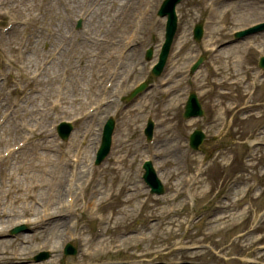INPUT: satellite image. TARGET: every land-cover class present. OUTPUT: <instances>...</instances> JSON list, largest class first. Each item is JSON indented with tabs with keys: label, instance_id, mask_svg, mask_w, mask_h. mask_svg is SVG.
<instances>
[{
	"label": "rangeland",
	"instance_id": "374dc122",
	"mask_svg": "<svg viewBox=\"0 0 264 264\" xmlns=\"http://www.w3.org/2000/svg\"><path fill=\"white\" fill-rule=\"evenodd\" d=\"M31 1L34 7L28 10L26 4ZM94 1L84 0L85 5L80 4L75 13L65 3L59 5L67 20L62 29L64 37L58 36L53 24L57 15L47 9L51 0H4L0 3V114L10 109L2 130L9 126L19 129V134L12 138L0 131V153L30 135L12 156L0 160V190L1 186H7L8 175L21 174L20 169L25 163L33 164L30 174H48L42 173L38 164L45 165L46 171L59 167L56 163L39 162L34 158L35 153L51 159L66 155L67 163L76 139L82 137L85 142L92 136L91 130L98 132L101 114L88 118L87 109L101 99L106 82L112 81L114 68L120 67L115 80L118 83L116 93L109 89L111 103L104 110L119 106L115 116L114 147L104 162L95 168H91L90 156L85 158L86 169L82 173L76 172L74 177L73 206L61 209L45 221L62 217L60 220L72 225V229L70 232L63 229V235L58 236L52 231L47 232L43 237L49 242L44 243L38 237L28 246L31 249L25 257L18 258L14 249L20 246V239L15 238L32 230L27 226L23 233L11 236L10 229L17 222L23 225L20 222L23 216L14 217V225L0 235L6 247L0 249L4 252L0 258L12 264H264V70L257 72L258 57L264 55L261 37L264 32L252 34L256 35L255 41L260 46L257 51L250 49L240 53L241 64L234 65L232 54L223 59L209 56L207 52L206 60L190 76L188 66L197 52L201 50L206 55L202 45L194 41L192 27L194 23L204 21L203 27L209 30L206 20L210 11L203 0H183L178 6V30L169 58L172 64L160 78L150 76L151 86L137 99L119 103L120 96H126L149 76V67L162 40L165 19L156 15L162 0H137L127 4V23L119 35L97 26L108 5L100 10L103 1L99 5ZM146 11L149 14L145 15ZM75 14L82 16L83 22L70 38L67 32L75 23ZM249 16L242 10H234L230 20L224 16L221 25L225 29L209 34L208 40H215L211 44L225 50L234 45L239 47L251 38L235 42L232 32L256 23ZM11 20H14L13 26L2 33L3 24ZM135 23L139 28L134 30ZM211 26L217 28L219 24ZM133 37L135 41H132ZM224 40L230 44L228 47L221 44ZM62 41L65 43L60 44ZM106 47L114 50L113 60L103 65L104 73L109 69L110 74L104 78L102 71L95 78L92 74L99 67L100 56ZM147 48L152 51L150 60L145 59ZM55 49H58L61 63L50 71L48 81L45 77L48 68L33 80V70ZM131 52L132 58L126 60L125 56ZM70 62L74 66L72 73L65 65ZM235 70L240 73L237 84L232 83L235 78L228 76ZM64 75L72 79L73 97L77 98L73 104L65 97L66 89L62 85L67 79ZM254 76L258 79L256 82ZM160 79H168L169 83L160 86ZM86 81L93 83L91 87H96V93L84 100L87 90L82 88ZM222 81L226 83L220 84ZM49 82L53 83L51 88ZM41 87L45 90L43 96L39 93ZM60 89L64 95L63 103L61 107L50 109ZM193 90L197 92L204 115L183 120L184 102L187 93ZM230 105L236 107L231 109ZM46 108L50 112L48 118L37 114ZM33 117H36L35 121ZM54 117L57 118L55 122L67 120L73 123L66 141L61 140L55 130H50ZM147 117L155 122L149 144L143 134ZM223 125L224 129L219 133ZM91 126L95 127L91 129ZM32 127L36 130L29 132ZM194 128H201L206 135L201 151H193L187 146L188 135ZM75 134L76 139H73ZM259 140L261 143L254 144ZM251 148L252 153L249 152ZM113 156L117 162H112ZM149 157L164 185L161 195L150 194L142 180L141 162ZM200 164L203 172L197 176ZM63 174L64 184L67 174ZM38 191L35 188L32 193ZM177 191L179 194L175 197ZM129 195L131 198H126ZM0 199L2 212L6 205L2 204L1 192ZM65 200L66 193L59 199L58 207ZM223 202L225 208L216 210V205ZM41 204L47 203L42 201ZM41 204L38 208L43 210ZM97 225L102 227L98 236L95 234ZM66 232L70 233L71 239H64ZM67 239L78 250L74 256L63 254ZM88 250L93 254L88 255ZM41 251H48L46 259L34 261V256Z\"/></svg>",
	"mask_w": 264,
	"mask_h": 264
},
{
	"label": "bare ground",
	"instance_id": "6f19581e",
	"mask_svg": "<svg viewBox=\"0 0 264 264\" xmlns=\"http://www.w3.org/2000/svg\"><path fill=\"white\" fill-rule=\"evenodd\" d=\"M84 0H51V2L48 4L47 9L52 10V13L55 16V30L58 32L59 37H64L63 36V26L67 24V20L64 19V16L62 12L59 10V5L62 3H65L67 6H70L74 13L76 12L78 7H81L80 4L83 3L84 5ZM102 4L98 9L104 10L105 9V4L108 5L107 9L105 12L103 11L104 15L99 18V22L97 26H100L104 29H111L110 32L115 33L117 35L122 33L124 30L127 19L125 18V7L129 3H136L137 0H116L115 2H108V0H102ZM154 1V0H152ZM204 5H209L210 7V13L208 15V26H209V34L213 35L217 32H222L223 29H225V26L221 25L222 21L224 19V16H228V19L232 17L234 14V10L239 9L244 11V14L249 13V17L251 19H254L256 21H259L264 18V0H203ZM80 5V6H79ZM34 7L33 1L29 2L26 4V8L31 9ZM47 11L46 9H43ZM95 16L97 15L96 12H94ZM77 15V14H75ZM91 15V14H90ZM128 17V15H126ZM58 19V20H57ZM218 19L216 22L215 20ZM57 20V21H56ZM156 22V21H155ZM217 28H213L211 25L215 24ZM230 24V22L228 23ZM248 24V23H247ZM263 34V33H262ZM262 42H264V34L262 35ZM256 35H251L247 38H251L248 41H246L244 44L240 45L239 47L237 45H234L233 47H229L230 49H224L220 48L217 56H220V58L227 59L230 54H232V62L234 65H239L241 64V58H240V53L242 54L244 50H256L259 48L260 43L258 44L257 41H255L256 38H254ZM209 37H207V42H215V40H208ZM120 42L122 41V38L119 39ZM236 42V40H235ZM227 44V43H226ZM230 44L225 45V47H228ZM246 51V52H247ZM133 56V53L131 52L127 56H125L126 60L131 59ZM114 57V50L112 47H106L103 51V54L100 56L99 59V67H97L96 71L94 70L92 76L96 78V76L99 74V72L103 71V74L105 75L104 78H106L110 74V70L107 69L104 73V66L108 64V62H111ZM235 58V59H234ZM61 57L58 56L56 60H54V64H49L48 65V70H46L47 74L45 77L47 78L46 81H48V78L50 77V71L54 68L57 67V63L60 62ZM26 63H30V61H26ZM236 63V64H235ZM68 69L70 70V73H72L74 66L72 62L70 64H65ZM28 65H26L27 68ZM52 72V71H51ZM246 73V71H244ZM119 74V71H118ZM229 78H235L233 84H237L240 81V73L238 70H235L231 73H228ZM117 77V76H116ZM256 78V76H255ZM232 79V80H233ZM116 80V78H115ZM110 86V91H114L116 93V88L118 86V83L115 82ZM253 81H256L254 79ZM226 83V81L219 82L220 84ZM50 88L52 87V82H49ZM93 83H89L86 81V84L84 86V90H87L85 92V97L83 98L84 100L90 98L91 95L96 93V87H91ZM65 89H66V98L67 102L70 104H73L74 101L77 100V98L73 97V85H72V79H67L66 84H65ZM52 90V89H51ZM39 93L41 96L45 93V90L41 87L39 89ZM71 93V97H68L69 94ZM64 96V95H63ZM94 97V96H93ZM63 98V97H62ZM63 102V101H62ZM66 102V103H67ZM18 110H16V115H18ZM37 114L42 116L43 118H48L50 115L49 111H37ZM96 117L95 115H91L88 118H94ZM95 126H91V129H93ZM15 127L9 126L7 129H0L1 133H5L9 137L12 138V136H16L19 134V129L15 130ZM14 130V131H13ZM92 136L88 138L84 145V150L80 154L79 161L76 164L77 172L82 173L86 168L85 164V158L87 156H90V160L93 158L94 154V145L95 142L98 143L100 140V131H92ZM73 139H76V134L73 135ZM47 140V138L45 139ZM94 140V141H93ZM76 141H78L76 139ZM51 146V145H50ZM92 148V151L90 152L89 149ZM74 149H71L73 151ZM34 158H37L40 161H43L46 164H59V167L57 169L54 168H49L46 171L45 165L43 166L42 164H38L37 167L41 170L42 173H48V174H30L29 169L31 166H33L32 162L30 163H25L23 164L22 168L20 169V175L17 174L15 176L8 175L7 178V186L4 187L5 185L1 186V196L3 198L2 204L5 203L6 206H4L5 209L3 211H0V235H4L6 232L7 227H11L13 225V218L14 217H19L23 216L25 220V224L32 230L31 233L29 234H22L20 238H15V239H20L19 243L20 246L17 248L19 250V255L25 257L26 253L28 252L29 245L32 243V241L37 240L38 237L40 240L44 241V243L49 242L48 240L44 239L43 236L46 235L47 232L52 231L55 233L56 236L60 235L64 230H70L72 229V225L65 224L62 219V217L56 218V220H51L48 222H45L49 220L50 218L54 217L55 213L61 212V209H69L72 207V205L66 204L63 206L58 207L57 203L60 202L59 199L65 194V184H63V174L64 172H68V167L66 164V155L65 157L63 156L62 158H49L46 157L45 155H42L40 153H35ZM117 162V161H116ZM67 167V170L66 168ZM117 169L119 168L118 166L116 167ZM47 175L48 178H44V176ZM118 181V180H117ZM47 187L46 190L43 189L44 187ZM120 187V185H118ZM118 187V188H119ZM35 188L39 189L37 193H32V191L35 190ZM43 189V190H40ZM71 191V190H70ZM179 192H177L178 194ZM126 198L130 199L131 196H127ZM47 199V200H45ZM1 201V199H0ZM42 201H45L46 207L44 204H41ZM47 201V202H46ZM44 203V202H43ZM43 208L39 209L38 206ZM61 216V213L60 215ZM44 224V226H42ZM65 226V227H64ZM62 227V229H60ZM66 228V229H65ZM62 230V231H61ZM66 232L64 239L70 238V233ZM63 235V234H61ZM68 241V239L66 240ZM27 245V246H26ZM6 248L4 241L0 240V249ZM31 249V248H30ZM29 249V250H30ZM1 255H4V252H0ZM1 257V256H0ZM0 264H12V262L8 261L7 259L2 260L0 258ZM40 264H51V262H44Z\"/></svg>",
	"mask_w": 264,
	"mask_h": 264
},
{
	"label": "water",
	"instance_id": "95a60500",
	"mask_svg": "<svg viewBox=\"0 0 264 264\" xmlns=\"http://www.w3.org/2000/svg\"><path fill=\"white\" fill-rule=\"evenodd\" d=\"M195 114H202V111L200 110L198 103L195 101V98L192 95L191 101H189L186 106L184 116H190V115H195Z\"/></svg>",
	"mask_w": 264,
	"mask_h": 264
}]
</instances>
